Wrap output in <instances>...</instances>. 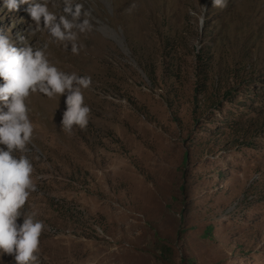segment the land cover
Returning a JSON list of instances; mask_svg holds the SVG:
<instances>
[{"label":"rangeland","instance_id":"rangeland-1","mask_svg":"<svg viewBox=\"0 0 264 264\" xmlns=\"http://www.w3.org/2000/svg\"><path fill=\"white\" fill-rule=\"evenodd\" d=\"M75 2L92 14L84 48L49 53L91 76L89 124L60 129L63 96L29 103L41 264H264V0ZM3 5L18 46L48 40L27 5Z\"/></svg>","mask_w":264,"mask_h":264},{"label":"clouds","instance_id":"clouds-1","mask_svg":"<svg viewBox=\"0 0 264 264\" xmlns=\"http://www.w3.org/2000/svg\"><path fill=\"white\" fill-rule=\"evenodd\" d=\"M225 0H211L213 6H224ZM62 14L55 0H4L9 12L27 5L32 24L30 35L46 32L48 40L41 46L17 34L0 29V261L11 257L9 264H41V237L46 226L35 212H28L32 193L37 192L33 160L29 156L36 125L29 108L36 94L48 99L65 97L60 129L69 134L74 126L87 128L91 109L85 103L84 91L92 85L91 76L67 72L50 58L49 46L56 44L79 55L84 45L79 37L93 30L92 14L75 0H62ZM136 5L128 9L131 12ZM34 25V27H32ZM28 31V30H26ZM4 262V261H3Z\"/></svg>","mask_w":264,"mask_h":264},{"label":"trees","instance_id":"trees-1","mask_svg":"<svg viewBox=\"0 0 264 264\" xmlns=\"http://www.w3.org/2000/svg\"><path fill=\"white\" fill-rule=\"evenodd\" d=\"M254 80V79H253ZM203 88V83H198L197 85H196V92H200V90ZM195 92V93H196ZM196 95V94H195ZM214 102L213 101H210V104H213ZM169 104H171L170 102H169ZM243 142V141H242ZM242 142L240 143V144H242ZM237 143H239V141H237ZM245 144H249L247 141H245ZM187 160V155H185V157H184V161H186ZM212 226L211 225H209V226H207L206 228H205V230H204V235L205 236H211V232H212ZM188 262H190L191 264H194V263H192V261H188Z\"/></svg>","mask_w":264,"mask_h":264}]
</instances>
